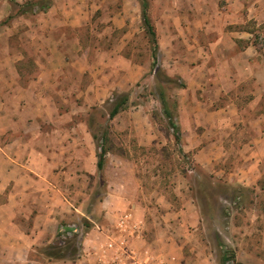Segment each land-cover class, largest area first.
I'll use <instances>...</instances> for the list:
<instances>
[{"label": "crops", "instance_id": "1", "mask_svg": "<svg viewBox=\"0 0 264 264\" xmlns=\"http://www.w3.org/2000/svg\"><path fill=\"white\" fill-rule=\"evenodd\" d=\"M158 1L165 9L163 19L154 24L160 28L159 53H172L162 45L167 42H184L190 49L185 57L190 56L192 65L178 69V74L193 93L192 106L202 104L198 92L211 88L218 94L214 99L224 100L216 109L207 100L205 111L192 118L205 127L202 135L197 132L194 137L197 161L212 175L208 180L219 199L235 193L233 197L241 195L240 209L256 210L258 190L264 192V54L257 45L264 34L257 36L259 31L255 34L246 26L252 22L254 29H264V0H187V5L183 0ZM172 3L174 15L168 7ZM80 7L68 0H53L42 34H34L35 25L27 26L30 39L37 37L40 47L31 56L14 54L9 68L0 66V264H114L115 252L108 248L111 232L127 241L131 256L138 260L175 258V264H220L212 254L187 257L172 237L148 238L142 180L132 161L110 151L104 168L98 169L99 149L88 126V109L114 93H125L143 76L146 66L114 51L98 49L94 55L100 61L93 64L80 50L61 49L64 33L60 41L52 31L79 28ZM131 10L142 20V3L124 0L113 18L116 28L136 20ZM4 17L0 14V22ZM27 63L34 69L24 67ZM134 118L139 119L133 121L136 127L147 124L143 117ZM193 198L189 209L195 213L190 216L199 222L202 210ZM260 211L254 219H261L258 230L264 239V199ZM126 214L128 229L116 230ZM166 215L170 223L178 218L177 213ZM71 220L88 222L90 228L83 227L73 259L54 257L58 234ZM256 243L238 249L242 264L253 258L264 261V250L258 252Z\"/></svg>", "mask_w": 264, "mask_h": 264}, {"label": "rangeland", "instance_id": "2", "mask_svg": "<svg viewBox=\"0 0 264 264\" xmlns=\"http://www.w3.org/2000/svg\"><path fill=\"white\" fill-rule=\"evenodd\" d=\"M14 1L21 7L9 0H0V14L1 16L5 14L0 22V66H6V68L12 65L10 60H14V54L26 52L31 56L32 51H35L38 45L40 47L41 43L37 37L32 38L31 36L30 39V27L27 26L35 25L37 28L34 34L40 36L41 27L45 26L48 16V10L36 13L23 12L29 9V2L38 0ZM68 2L82 6L76 14L81 21L77 29L69 26L64 30L54 29L52 31V36L56 40L60 39L61 31L64 33V42L60 44L61 49L80 50L87 54V61L93 64L100 61V58L94 55L99 49L98 51L103 52H117L137 65L146 66L143 76L137 82L131 83L125 91L129 94L130 101L124 113L114 120L108 119L114 93L103 104L88 109L87 118L90 121L91 131L97 134L98 139L104 132H107L106 147L111 152L128 158L136 166L142 180L141 199L147 209L148 238L155 240L172 237L183 246L187 257H197L196 254L203 253L218 256L219 260L222 254L219 246L221 244L235 255L237 264L244 262L236 256L238 249L244 250L245 247L251 246L252 242H257L260 246L256 250L263 251L264 239L262 231L260 235L258 230V226H262V223L261 219L258 221L254 219V214L260 215L261 213L264 192L258 190L256 210L250 207L240 209L239 206L237 208V205L231 201L223 200L226 194L219 199L217 189L208 180L212 175L203 168L201 162L197 161L198 145L194 137L197 132L202 135L205 127L193 121L196 118L194 114L197 112L201 114L205 111L204 104L207 100L211 103V109L219 108L224 100L221 97V99H214L218 94L213 91L214 88H211L208 92H198L196 97L202 104L198 108L192 106L193 93L186 88L184 79L178 74V69L182 70L192 65L190 56L187 59L185 57L187 52L190 53L189 46L184 42L175 44L167 42L162 45L164 48L171 49L172 53H167L165 57L158 52V66L167 76L176 81V84L164 85L167 88V96L170 98L169 103L175 100L179 103L178 112L172 118L180 129V141H177L171 119L165 115L159 100V88L154 76L151 37L145 28L141 27L143 26L142 20L139 21L138 13L131 10L132 14L136 13V20L128 21L126 26L119 29L115 27L113 18L121 11L124 0H68ZM146 2L149 5V15L153 24L161 21L165 14L163 5L158 0H146ZM183 3L187 5V0H183ZM168 7L174 15V4ZM69 13L72 14L71 18L76 17L72 11ZM11 15L13 18H10ZM154 26L160 48L158 33L160 28ZM140 27L144 29L143 32ZM246 28L255 34L259 31L257 36L264 34V29H254L252 22ZM16 32L23 35L22 40ZM257 45L264 54L262 37L257 41ZM176 56L178 57L175 58ZM24 67L28 70L34 69L31 63L25 64ZM88 80H90V75H88ZM183 84L185 87H181ZM22 85L25 86L24 83ZM10 95L14 97V92ZM134 117L145 118L147 124L136 127L133 121L139 119ZM215 196L218 197L216 202H214L217 198ZM192 197L201 206L202 218L199 222L190 216L195 213L194 209H189ZM186 203H189V207L185 206ZM168 213H177L178 218L172 219L170 223L168 221L170 217L166 215ZM66 223V225L81 224L78 220ZM237 243H240L239 247ZM195 248L198 251H194ZM247 262L248 264H264V261L258 263L254 258Z\"/></svg>", "mask_w": 264, "mask_h": 264}, {"label": "trees", "instance_id": "3", "mask_svg": "<svg viewBox=\"0 0 264 264\" xmlns=\"http://www.w3.org/2000/svg\"><path fill=\"white\" fill-rule=\"evenodd\" d=\"M10 2L16 4L17 6L21 7L19 3L15 2L14 0H9ZM142 3V25L145 28V31L147 34L151 37V44H152V57L154 59L153 67H154V76L156 80V85L159 88V100L162 103V107L164 110V113L167 117L171 119V124L174 129L175 138L177 141H180V129L177 124H175L172 120V118L177 114L179 103L177 100L173 103H169V97L167 96V88L164 84L172 85L173 83L176 84V81L174 78H171L165 74V72L158 66V52H159V44L156 34V28L152 22V19L149 15V5L146 2V0H140ZM53 0H38V1H31L29 2L30 7L29 9L23 11L26 13H36L38 11H47L52 6ZM16 6V7H17ZM10 18H13L11 15ZM181 87H185L184 84ZM129 94L127 93H121V94H114L113 100L110 104L111 110L108 114V119L113 120L117 115L122 113L123 111L127 110L129 107ZM105 117V115H104ZM88 126L90 128V121L88 123ZM91 131V129H90ZM92 132V131H91ZM92 135L94 137V140L96 142V145L99 149L98 151V169L101 171L104 168V164L106 161V156L111 151L109 148L106 147V144L108 142L107 138V132H104L102 137L98 139L97 134L92 132ZM99 140V141H98ZM222 188V187H221ZM222 191V190H221ZM225 193H228V190H225ZM235 194V193H234ZM233 194V195H234ZM232 194L228 193L225 195L226 201H231V203H234L237 205V207L241 206L242 199H240L241 195H235L233 197ZM243 195V194H242ZM219 196V195H218ZM233 197V198H232ZM211 202V201H209ZM228 212V211H227ZM225 213V212H224ZM228 216V214H226ZM81 226L84 227V230L87 228H90V225L88 222L81 223ZM62 232L58 234V242L53 247L54 251L52 252V256L57 258H65L70 256V258H74L76 253L78 252V243L80 240V235H74L71 238L62 239ZM221 247V258H220V264H237L235 255L228 250L225 246L219 245Z\"/></svg>", "mask_w": 264, "mask_h": 264}, {"label": "built area", "instance_id": "4", "mask_svg": "<svg viewBox=\"0 0 264 264\" xmlns=\"http://www.w3.org/2000/svg\"><path fill=\"white\" fill-rule=\"evenodd\" d=\"M129 215H124L120 219V224L116 230L124 231L128 229ZM83 226L81 224L74 223L72 225H65L63 227L62 239L71 238L74 235H80L82 233ZM114 234H110V239L108 243V248L114 250V264H126V261H130L131 264H175V258L164 259L158 258L156 260L147 259V260H138L135 257L131 256V248L128 246L126 240H119ZM233 262H231L232 264Z\"/></svg>", "mask_w": 264, "mask_h": 264}]
</instances>
